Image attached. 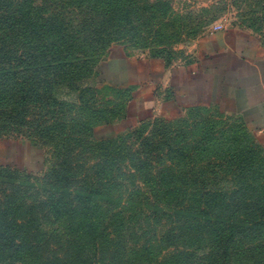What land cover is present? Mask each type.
Instances as JSON below:
<instances>
[{
  "label": "trees",
  "instance_id": "obj_1",
  "mask_svg": "<svg viewBox=\"0 0 264 264\" xmlns=\"http://www.w3.org/2000/svg\"><path fill=\"white\" fill-rule=\"evenodd\" d=\"M118 3L0 0V137L13 130L12 124L38 128L42 144L60 137L49 169L39 178L40 189L28 194L34 199L27 202L20 193L21 200L10 209L22 215L13 223L25 227L43 213L46 219L63 220L67 229L64 237L49 235L43 253L37 237L30 238L28 230H9L11 220L5 218L1 259L25 264H264L260 165L234 170L235 154H217L227 173L239 171V180L226 191L204 186L189 191L185 167L194 159L182 134L157 128L135 145L128 142L132 135L87 139L84 125L56 132L59 123L51 119V108L61 103L54 87H75L120 40ZM47 130L56 135L45 137ZM217 137L203 129L195 144L208 151ZM136 179L144 190L132 188L123 199L126 186Z\"/></svg>",
  "mask_w": 264,
  "mask_h": 264
},
{
  "label": "rangeland",
  "instance_id": "obj_2",
  "mask_svg": "<svg viewBox=\"0 0 264 264\" xmlns=\"http://www.w3.org/2000/svg\"><path fill=\"white\" fill-rule=\"evenodd\" d=\"M118 2L114 9L121 38L111 46L122 47L128 56L137 60L158 59L166 67L185 64L192 59L202 39L215 31V24L249 30L264 45V0ZM107 7L111 8L112 4ZM107 56L108 52L94 64L92 73L79 80L75 87L67 83L55 85L54 96L61 103V108H51L55 116L51 119L59 123L56 132H65L71 125L77 128L84 125L87 139L132 135L128 142L135 145L157 128L182 134L191 144L187 149L194 159L185 167L186 182L192 185L189 191L198 186L226 191L239 180V171L227 173V166L216 157L217 154H235L231 169L254 163L251 168L260 165L264 174V146L239 118L223 113L214 105H200L197 111L188 107L179 114H167L157 108L143 116L136 107L130 108L129 89L118 87L116 78L108 76L104 67ZM11 128L12 131L3 132L0 137V223L6 218L11 220L9 230H28L30 238H38L40 251L44 253L49 235L61 238L67 234L66 223L46 219L41 213L37 220L31 218L25 227L14 226V218L18 222L22 215L10 211L21 200L20 193H25L26 198L36 188L40 189L39 178L49 169L56 151L55 143L60 137L42 144L38 128L14 124ZM203 129L218 134L208 151H201V144H195ZM56 132L47 130L45 137L54 136ZM92 132L93 136L90 135ZM244 173L246 178L252 177L249 172ZM132 188L144 190V185L139 179L128 183L123 199ZM32 199L31 196L26 201ZM0 264L25 263L0 257Z\"/></svg>",
  "mask_w": 264,
  "mask_h": 264
},
{
  "label": "crops",
  "instance_id": "obj_3",
  "mask_svg": "<svg viewBox=\"0 0 264 264\" xmlns=\"http://www.w3.org/2000/svg\"><path fill=\"white\" fill-rule=\"evenodd\" d=\"M107 57L108 76L131 89L130 108L141 115L214 105L239 118L264 146V45L251 31L225 25L202 39L192 59L171 67L158 59L137 60L118 45Z\"/></svg>",
  "mask_w": 264,
  "mask_h": 264
},
{
  "label": "built area",
  "instance_id": "obj_4",
  "mask_svg": "<svg viewBox=\"0 0 264 264\" xmlns=\"http://www.w3.org/2000/svg\"><path fill=\"white\" fill-rule=\"evenodd\" d=\"M223 28V25L222 24H215L214 25V29H215V31L216 30H221Z\"/></svg>",
  "mask_w": 264,
  "mask_h": 264
}]
</instances>
